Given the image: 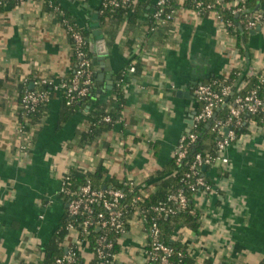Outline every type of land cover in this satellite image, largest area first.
<instances>
[{
    "label": "crops",
    "instance_id": "0c3cea01",
    "mask_svg": "<svg viewBox=\"0 0 264 264\" xmlns=\"http://www.w3.org/2000/svg\"><path fill=\"white\" fill-rule=\"evenodd\" d=\"M56 2L86 34L96 103L64 120L62 94L52 91L40 121L27 129L32 133L28 150L21 149L24 143L16 129L21 91L40 87L41 79L58 84L71 77L72 44L43 0L0 9L1 264L40 259L65 217L66 202L59 193L73 157L86 173L102 161L107 179H134L153 191L158 172L168 168L179 137L199 108L194 84L226 80L234 69L264 70V29L247 30L240 52L215 18L195 16L185 7L176 11L173 22L148 33L152 0L134 19L129 10L104 22L101 0ZM100 36L105 47L97 46ZM135 61H140V70L127 72L124 103L112 127L92 143L82 141L91 112L116 98L112 90L118 74ZM180 89L189 95L178 94ZM224 154L226 165L205 167L216 192L193 197L199 226L177 225L170 241L186 249L190 264H264V123L249 120L247 132ZM143 241L140 227L123 238L121 264H129Z\"/></svg>",
    "mask_w": 264,
    "mask_h": 264
},
{
    "label": "built area",
    "instance_id": "2783aa9c",
    "mask_svg": "<svg viewBox=\"0 0 264 264\" xmlns=\"http://www.w3.org/2000/svg\"><path fill=\"white\" fill-rule=\"evenodd\" d=\"M9 0H0V4ZM22 4L32 0H15ZM138 0H101L100 13L123 8L135 7ZM246 0H152L153 7L149 15V33H155L173 22L176 11L185 7L195 16H211L226 30L235 27L229 15L236 17L239 29H264V9L248 8ZM45 2V1H43ZM46 3V2H45ZM47 5L56 14L61 25L65 28L71 40L74 72L71 77L55 84L51 80L41 79L39 84H48L50 89L24 88L19 96L18 106L20 118L16 129L23 143L21 149L28 150L31 144V132L25 130V122L29 114L33 113L40 104L46 105L51 99L52 91L62 94L66 105H73L81 98H85L93 86V72L91 58L87 52V38L81 32L77 23L65 16V11L59 4L47 1ZM132 62L127 72L135 71ZM240 76L243 74L238 72ZM246 76H256L259 82H264V70L250 69ZM120 81L116 84L119 85ZM244 81H240L236 90H240ZM233 92L230 84H222V79H214L205 83H198L192 87L194 100L200 108L192 117L188 132L183 133L174 149L175 165L193 153L197 142V129L202 124L212 123L211 130L218 135L217 142L210 153H195L188 171L182 179L183 186L170 190L164 198L151 202L146 198L148 186L144 182L128 179L121 186L96 187L86 178L76 190H64L66 180L69 179L70 169L79 168L73 157L68 168L63 172L61 191L66 200L65 244L62 255L52 261L42 263V255L34 264H121L120 258L123 238L134 228L143 229L144 241L137 249L138 253L128 258L129 264H178L183 252L162 238V231L158 224L161 217L175 216L178 212L188 210L195 214V208H188L190 196L198 193H215L214 186L201 174V168L214 164L226 165L228 158L225 150L236 142L235 128L242 122L244 114L264 116V98L252 88L246 94H238L229 103ZM228 99V101H227ZM227 101L228 115L226 118L216 119V111ZM262 119V118H261ZM260 119V120H261ZM104 122H112L109 115L102 117ZM252 125L258 121L251 119ZM227 131L225 132V129ZM86 173L85 170H82ZM64 178V179H63ZM189 193V194H188ZM125 251L129 252V247ZM177 259L178 262L175 260ZM27 262V261H25ZM1 264V263H0Z\"/></svg>",
    "mask_w": 264,
    "mask_h": 264
},
{
    "label": "trees",
    "instance_id": "16d2710c",
    "mask_svg": "<svg viewBox=\"0 0 264 264\" xmlns=\"http://www.w3.org/2000/svg\"><path fill=\"white\" fill-rule=\"evenodd\" d=\"M43 1L46 2V3L44 2L45 6L49 8V10H51V8L47 5V1H50L53 4H57L56 0H43ZM148 1L149 0H138L135 7L130 8V9L123 8V9H117L114 11H105L101 13V19H103V22H104L106 21L104 20V18L108 16L109 17H119V16H122V13L124 14L128 12L129 10L131 11L130 19L132 18L134 19L136 16L141 15L143 13V9L146 8ZM245 4L248 8H256V7L259 8L260 7L264 9V0H246ZM6 5L14 7L19 4L15 0H9L8 2L2 1V3L0 4V9H3V7H5ZM65 16L70 18L67 15V13H65ZM229 17L231 18V20H233L235 27H227L226 32L233 38L236 47L239 48V51L244 52L245 35L247 34V31L246 30L241 31L238 28V26L236 25L237 20L234 15H229ZM81 32L86 37L85 32L83 31ZM147 32L149 33V22H148ZM130 43L131 44L133 43L132 40H130ZM72 58H73V55H72ZM133 65L135 67V71L133 72V74H137L140 70V61H135ZM238 72H240V70L234 69L232 70L230 74H228L226 80H222V84L224 85L230 84L233 88V92L230 95L228 102L231 103L232 99L236 95L246 94L252 88H256L258 91V94L264 98V82H259L256 76H246L245 73H243L240 76ZM126 78H127L126 70L119 73L116 78V82L113 87V90H112L116 98L114 100H109L105 104L97 105L96 109H94V111L91 112V115L93 116V118H91L90 121L86 122V127L82 129L81 131L82 141L87 142V144L92 143V141H94L97 138L98 134L101 131L110 129L112 127L114 121L120 114L123 103H124L122 86ZM241 80L244 81L245 84L238 91L236 90L235 84H238ZM118 81H120L119 85L116 84ZM1 87H2V81L0 80V89ZM33 89L48 90L50 89V86L48 84H42L40 87H35ZM94 100H95L94 91L91 90L90 93L85 98H81L79 101L75 102L73 105H70V106L66 105L65 101H63V105L66 111L64 120L69 119L71 115L78 108L83 107L86 104L96 103V101ZM44 108H45V105L40 104L39 106H37L36 110L33 113L29 114L27 121L25 122L26 130L28 129V127H32L33 125L37 124L38 121H40V118L42 115L41 112L44 110ZM104 115H109L112 119V122H104L102 120V117ZM227 115H228V106L225 105V106H221L216 111L215 118L224 119L227 117ZM251 119L257 120L258 124L264 123V116H262V114L261 115L244 114L242 117L241 124L235 128L236 137L239 138L242 134L247 132L248 122ZM211 126H212V123H210L208 126L206 123L199 126V128L197 129L198 138H197L196 144L194 145V152L190 153L180 165H175L174 158H172L168 168L162 170L161 172H158L159 175L161 176L160 180L157 183L153 191H150L149 189L147 190V195H146L147 199H149L151 202H155L159 199L164 198L165 195L170 190H173L179 186H183L182 179L184 178L186 172L188 171L189 164L192 158L194 157V154L195 153H201V154L210 153L213 151L215 147V144L218 139V135L216 132H213L211 130ZM206 168H208V166ZM206 168L205 167L201 168V174H203L205 179L208 181V178L206 177V170H207ZM106 174H107V169L104 166L102 161H99L97 163V167L94 172L83 173L82 170L79 168H76V169L71 168L69 179L66 180L63 191L69 190V189L76 190L81 184L85 182L86 178L90 179L92 184L96 187H102L103 184L121 186L123 182L128 180L127 178L121 179V180H118V179L115 180L112 178L107 179ZM164 174H167V175H164ZM63 191H60L59 194L63 198V200L66 202L68 197ZM188 208L189 209L194 208V199L192 196H190ZM199 219H200V216L197 212L195 214H190L188 213V210H184V211L178 212L175 216L161 217L158 220V224L162 231L163 240L171 244L172 246H174L176 250H180L183 252V257L180 258V261L178 262L177 259L175 260L176 262H178V264H190L191 261L188 258L186 249L184 247H181L177 243H172L170 241V237L173 233V230L176 228L177 225L182 224V223L186 224L192 229H197V227L199 226ZM61 221H62L61 224L57 227L52 237L44 245V248L42 251V263L52 261L55 257H58L62 255L63 253V248L65 244V236H66V231L64 229L65 217H62ZM21 264H34V263L22 261Z\"/></svg>",
    "mask_w": 264,
    "mask_h": 264
},
{
    "label": "water",
    "instance_id": "95a60500",
    "mask_svg": "<svg viewBox=\"0 0 264 264\" xmlns=\"http://www.w3.org/2000/svg\"><path fill=\"white\" fill-rule=\"evenodd\" d=\"M260 29V27H257L255 30H253L254 32L255 31H258ZM241 31H243L242 29H240ZM98 38H100V39H98V41H97V46H98V43H101L102 44V46L103 47H105L104 46V40H103V38H102V36H100V37H98ZM99 50V49H98ZM104 50V49H103ZM101 58V57H100ZM111 84H112V82H111ZM195 85V84H194ZM178 94H183L184 96H187V95H189V92L188 91H185V92H183V89H180V90H178ZM227 101H228V99H227ZM227 101L224 103V104H222V106H225L226 104H227ZM191 122H192V120H189V124H191ZM209 125V122L207 123V126ZM189 131V129L187 128V130H186V132H188ZM227 131V128L225 129V132ZM193 151H194V149H193Z\"/></svg>",
    "mask_w": 264,
    "mask_h": 264
}]
</instances>
